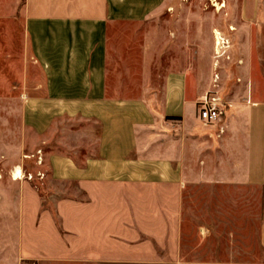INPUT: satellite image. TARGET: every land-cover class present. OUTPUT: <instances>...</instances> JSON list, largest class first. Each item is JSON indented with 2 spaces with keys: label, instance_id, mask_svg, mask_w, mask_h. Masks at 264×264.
I'll list each match as a JSON object with an SVG mask.
<instances>
[{
  "label": "crops",
  "instance_id": "0c3cea01",
  "mask_svg": "<svg viewBox=\"0 0 264 264\" xmlns=\"http://www.w3.org/2000/svg\"><path fill=\"white\" fill-rule=\"evenodd\" d=\"M167 1L24 0L44 74L43 96L26 109L74 127L54 137L48 164L55 189L67 181L82 198L54 200L52 211L20 181L0 189V264H264V196H246L264 191V0H231L226 10L245 81L226 99L220 138L198 119L199 24L188 23L192 56L172 59L188 68L154 70L146 41L136 82L117 64L125 58L111 48L113 31L150 23ZM20 2L0 0V13Z\"/></svg>",
  "mask_w": 264,
  "mask_h": 264
},
{
  "label": "rangeland",
  "instance_id": "374dc122",
  "mask_svg": "<svg viewBox=\"0 0 264 264\" xmlns=\"http://www.w3.org/2000/svg\"><path fill=\"white\" fill-rule=\"evenodd\" d=\"M213 1L225 8L217 12L212 6V0H168L150 23L120 27L113 31L114 46L111 45V48L117 51V55L120 56L121 53L125 58V61H117L121 70L124 73L128 71L131 75L135 73L132 80L137 81L140 49L141 46H145L143 44L145 41L147 47L144 48L152 57L151 65L154 70L163 71L175 66L178 69L184 66L188 68L192 63L185 60L172 62V59H187L192 56L193 30L188 28V23L194 22L200 26L199 30H195V34L196 41L200 45V63L197 72L200 75L202 88H205V92L212 89L208 78L212 71L213 77L214 74L218 75L217 86L222 96L225 99L232 96L233 91L245 81V79L241 81V76L244 75L241 69L243 55L239 51L230 52L228 31L233 32L230 30L232 26L224 28L229 16L226 10L231 5V0ZM3 2L9 6L15 4L14 0H3ZM22 5L21 0L12 13H0V189L10 187L14 181L13 173L19 168L23 179L17 181L34 189L40 199L50 198L48 202L44 201L43 205L53 211L54 200L68 196L82 198L81 192L69 188L67 181L62 183L65 190L63 188L56 190V184L60 183V180L53 178L48 164V154L57 148L59 141L54 137H63L64 140L68 128L74 127L72 124L69 127L68 121L61 115H54L53 111L39 116L35 104H30L32 108L26 109L30 101L28 98L43 96L41 87L44 85V74L27 42L21 16ZM176 22L182 24L178 30L175 28ZM215 30L219 32L221 42L218 48L220 55L216 57L214 56L216 40L213 34ZM233 33L240 35V31ZM253 37L255 38V31ZM256 57L257 52L254 49V64ZM211 64H214V67L212 66L210 71ZM38 122L48 124L45 132H37ZM83 126V121L77 120L76 127L82 129ZM43 134L48 136L46 143H43ZM29 174L33 178L28 179ZM247 191L246 196L250 199L264 196V191L258 188H249ZM16 192L18 191L15 190ZM53 215L51 212V216ZM56 222L58 223L59 220Z\"/></svg>",
  "mask_w": 264,
  "mask_h": 264
},
{
  "label": "built area",
  "instance_id": "2783aa9c",
  "mask_svg": "<svg viewBox=\"0 0 264 264\" xmlns=\"http://www.w3.org/2000/svg\"><path fill=\"white\" fill-rule=\"evenodd\" d=\"M218 79V75L214 74L212 89L196 102V106L198 119L203 125L213 127L216 137L220 138L225 132V119L231 105L218 90Z\"/></svg>",
  "mask_w": 264,
  "mask_h": 264
},
{
  "label": "bare ground",
  "instance_id": "6f19581e",
  "mask_svg": "<svg viewBox=\"0 0 264 264\" xmlns=\"http://www.w3.org/2000/svg\"><path fill=\"white\" fill-rule=\"evenodd\" d=\"M212 6L214 7V8H216V10H217V12H220L221 11V9L224 7L223 5H220V4H217V2L216 1H213L212 0ZM232 29V28H231ZM213 34H214V36H215V40H216V43H215V56H219L220 54H219V52H218V48H219V45L221 44V42H220V38H219V32L218 31H213ZM216 49H217V51H216ZM40 162L38 161V164H39ZM12 178H13V180L14 181H17V180H22L23 179V177H22V172H21V170H19V168L18 169H16L15 171H14V173H13V176H12ZM31 178H33L32 177V175L31 174H29L28 175V179H31Z\"/></svg>",
  "mask_w": 264,
  "mask_h": 264
},
{
  "label": "trees",
  "instance_id": "16d2710c",
  "mask_svg": "<svg viewBox=\"0 0 264 264\" xmlns=\"http://www.w3.org/2000/svg\"><path fill=\"white\" fill-rule=\"evenodd\" d=\"M24 3V0H22V4Z\"/></svg>",
  "mask_w": 264,
  "mask_h": 264
}]
</instances>
